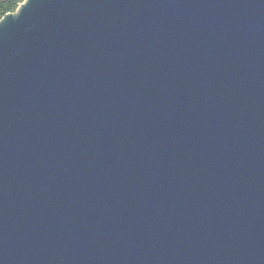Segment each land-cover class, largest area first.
<instances>
[{"label":"water","instance_id":"obj_1","mask_svg":"<svg viewBox=\"0 0 264 264\" xmlns=\"http://www.w3.org/2000/svg\"><path fill=\"white\" fill-rule=\"evenodd\" d=\"M0 264H264V0L5 13Z\"/></svg>","mask_w":264,"mask_h":264},{"label":"trees","instance_id":"obj_2","mask_svg":"<svg viewBox=\"0 0 264 264\" xmlns=\"http://www.w3.org/2000/svg\"><path fill=\"white\" fill-rule=\"evenodd\" d=\"M23 0H0V19L8 11L16 10Z\"/></svg>","mask_w":264,"mask_h":264}]
</instances>
